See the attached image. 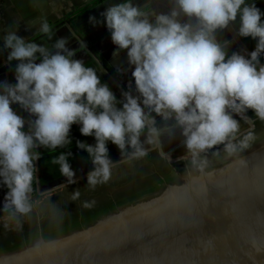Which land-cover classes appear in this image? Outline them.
Instances as JSON below:
<instances>
[{"label":"clouds","instance_id":"obj_1","mask_svg":"<svg viewBox=\"0 0 264 264\" xmlns=\"http://www.w3.org/2000/svg\"><path fill=\"white\" fill-rule=\"evenodd\" d=\"M173 5L168 14L155 16V24L148 12L127 0L102 13L113 43L128 50L129 64L134 66L139 95L130 90L119 101L107 84L101 85L93 67L73 59L75 52L66 47V39L56 41L53 54L15 31L3 37L5 48L11 49L8 61H19L17 83H4L0 93V183L9 189L5 213L12 217L31 214L33 183L39 182L35 162L41 153L37 149L70 145L73 124L81 125L82 135L96 139L94 146L76 142L95 167L87 178L92 190L111 179L115 164L109 158V141L128 159L145 157L149 151L145 144L161 149V131L152 113L165 121L175 119L187 150L180 159L201 171L209 164L207 153L216 146L223 145L228 156L251 146L253 133L241 135V123L234 114L247 124L251 118L246 113L252 110L264 122V66L260 65L264 13L246 0H173ZM182 16L194 19L195 24L183 22ZM238 19L241 37L259 38L250 59L238 53L228 56L227 42L217 39L219 31ZM90 22L99 23L94 17ZM38 32L49 39L54 34L46 18ZM37 53L43 58L41 63H36ZM14 103L35 119L26 121L18 115L11 107ZM121 103L123 107H117ZM220 154V150L212 153L213 157ZM71 155L61 153L52 160L68 184L78 182L68 162ZM79 197L77 189L71 199ZM94 203L85 201L83 207Z\"/></svg>","mask_w":264,"mask_h":264},{"label":"water","instance_id":"obj_2","mask_svg":"<svg viewBox=\"0 0 264 264\" xmlns=\"http://www.w3.org/2000/svg\"><path fill=\"white\" fill-rule=\"evenodd\" d=\"M97 52L94 63L98 71L114 77L115 66ZM158 117L156 122L163 120ZM171 122L177 126L173 119ZM253 129H264V123ZM253 135L246 151L226 156L210 168L201 171L191 165L160 190L129 200L130 193L141 191L150 179L35 232L54 230L61 234L59 238L47 241L32 233L35 236L29 243L25 242L27 235L1 246L0 264H264V131ZM183 141L168 151L161 145L162 156L170 155L176 163L172 155L185 147ZM62 186L64 183L39 193L48 194ZM124 194L129 201L123 200L96 222L90 220L88 214H96ZM69 228L75 231L67 234Z\"/></svg>","mask_w":264,"mask_h":264},{"label":"crops","instance_id":"obj_3","mask_svg":"<svg viewBox=\"0 0 264 264\" xmlns=\"http://www.w3.org/2000/svg\"><path fill=\"white\" fill-rule=\"evenodd\" d=\"M95 0H0V76H4V68L9 66L12 69L8 71L9 84L10 78L13 80V85L17 83L16 67L19 61H8V56L11 49L5 48L3 37L9 31H15L16 34L24 38L27 42H35L40 46L54 49V44L61 38L66 39L69 43L66 47L75 52L74 60L86 62L90 57H94L92 50L86 47L81 48V32L91 41H98L96 48L102 54L103 58L108 63L115 66L113 72L121 74L123 82L121 87L128 89L131 83L132 93L136 92L135 79L132 76L134 66L129 64L128 50L120 49L116 46L111 38V32L107 28L106 18L102 15L109 7L116 6L126 2V0H104L98 3L94 8L87 11L85 14L77 17L72 22L75 13L88 7ZM138 7L141 11L149 13L150 22L155 24V16L158 14H168L174 6L173 0H127ZM94 17L98 24L95 26L90 22V18ZM42 18H46L54 34L51 39L38 32V28L42 22ZM183 22L195 24V20L189 21L186 16H182ZM219 34V32H218ZM237 32L232 24L228 28L221 31L222 37L217 39L221 42L226 41L227 51L238 53L250 59V51L239 38L235 37ZM103 38V39H101ZM241 41V43H240ZM65 54L66 53H62ZM37 60L43 59L39 53L36 54ZM41 63V62H39ZM261 66H264L260 62ZM126 73V74H125ZM130 91V90H128ZM135 94H139L136 92Z\"/></svg>","mask_w":264,"mask_h":264},{"label":"rangeland","instance_id":"obj_4","mask_svg":"<svg viewBox=\"0 0 264 264\" xmlns=\"http://www.w3.org/2000/svg\"><path fill=\"white\" fill-rule=\"evenodd\" d=\"M50 51L55 54L56 50L50 49ZM39 62H42V59L36 60V63ZM11 69L9 66L4 68V76H0V91L3 90V84L7 83L8 71ZM13 74H15V71H13ZM246 115L251 118L249 123L245 124L247 128L251 126V129H253L264 123L255 117V113L252 110H248ZM186 151V148H183L176 153V156H183ZM126 158L121 156V152H119L113 154L110 160L115 164L112 167V175H116L117 172H123L127 173V178L114 179L112 181L110 179L105 184L97 185L94 190L87 186L88 176L81 179L76 178L78 182L74 184H68L66 181L64 183L65 186L46 194V197L42 200H36L32 197L34 206L30 215L12 217L10 214L7 217H0V247L90 209L83 207L85 201L90 203L94 201V207L154 178L159 173L156 163L146 159L140 160L135 167L132 166L125 169L129 163L125 160ZM122 180L123 182H119ZM77 189L80 191V197L76 201H72L71 197Z\"/></svg>","mask_w":264,"mask_h":264},{"label":"trees","instance_id":"obj_5","mask_svg":"<svg viewBox=\"0 0 264 264\" xmlns=\"http://www.w3.org/2000/svg\"><path fill=\"white\" fill-rule=\"evenodd\" d=\"M104 0H95L92 4H90L88 7L78 11L77 13H75L74 18L72 19V22L75 21V19L83 14H85L87 11L91 10L92 8H94L98 3L103 2ZM247 3H255L256 6L261 10L262 13H264V1L263 0H246ZM262 19H264V16H262ZM233 28L235 29V31L238 34V26H239V19L237 20L236 24H232ZM221 31H219V34L217 33V38L222 37ZM239 38L241 39V41L243 42V44L246 45V47L249 49L250 52L254 51L257 43H258V39H253L251 37H241L238 34ZM81 37L83 39L84 44L89 47L96 56H99V53L97 52L96 48H95V44L96 41H91L89 40L84 34L83 32H81ZM218 38V39H219ZM232 52L229 50L228 51V56H231ZM92 62H94L92 60ZM260 62L264 64V54L261 55L260 57ZM115 96L117 97V100H123V93L128 92L127 90H124L123 92L120 89H113L111 90ZM134 95V93H132ZM135 96V95H134ZM141 106L143 107L142 104V98H141ZM13 108V110L20 116H22L26 121L29 119H33L32 116L29 115L28 112H26L24 109L21 108V106L19 104H13V106H11ZM117 107L122 108L123 104H118ZM152 115L154 116V118L156 117V113H152ZM241 119V118H240ZM246 123L241 119V133L244 132L247 127L245 125ZM80 127L81 125L79 124H73L71 127V131H70V139L72 141V143L70 145H68L65 148H57L55 150L52 149H46L44 147H40L37 149V151H39L41 153V158L35 162L36 168H37V178H38V183H36L34 181L33 183V187L35 189V191L32 194V197L36 200H42L46 197V194L41 195L39 192L40 190L42 192H45L47 190H49L50 188L56 186V185H60L62 183H65L67 181V178L62 176L60 174L59 171V165L58 164H53L52 160L56 157H58L61 153H68L71 152L72 155L69 156L68 158V162L71 165L72 169L75 172V177L79 176V175H85L87 173H90L92 171L95 170L94 165L91 163V160L89 158V154L87 153L86 150H81L78 146H77V141H81L84 143H87L89 145H95L96 144V139L94 136H84L82 135L81 131H80ZM24 131H28V126L27 124L25 125ZM146 139V135L141 137V140H145ZM107 147L109 149V156L114 153L119 151V148L111 143L110 141L107 144ZM146 147V144H145ZM149 157H151L149 155ZM117 171V170H116ZM122 178H127V173H123V172H117L116 175H112L111 177V181L116 179V180H121ZM0 180H2V178H0ZM119 182H123L119 181ZM9 191V189L7 188L6 185L0 183V210L4 208V203H5V199L4 197H6L7 192ZM109 214L108 212H103V213H98L95 216H88L90 219H94L96 217V219H94V221L92 222H96L99 218L105 216ZM10 213H5L4 211L0 213V217H7L9 216ZM92 222H90L89 224L91 225ZM80 226V224L78 225ZM79 229V228H76ZM69 231L67 234L75 231V229L69 228ZM65 234V235H67ZM61 235V234H60ZM59 234L55 233L54 230H47L44 231L42 234V237L45 240H53L56 238L61 237ZM35 234H31V237L29 238L30 240L28 241V243L30 241L33 240ZM36 236H38L36 234ZM64 236V235H62Z\"/></svg>","mask_w":264,"mask_h":264},{"label":"flooded vegetation","instance_id":"obj_6","mask_svg":"<svg viewBox=\"0 0 264 264\" xmlns=\"http://www.w3.org/2000/svg\"><path fill=\"white\" fill-rule=\"evenodd\" d=\"M103 39V38H101ZM100 41L99 40H96V44L97 42ZM95 44V46H96ZM89 50H91L89 47H87ZM95 55V54H94ZM96 58V56H95ZM100 58V57H99ZM92 60L94 61V57H90L89 60H87L86 62H84V65L86 67H93L96 72H97V75L99 76L100 80H101V85L103 84H107L110 88V90H113V89H118V84L116 83V79L122 83L123 80L121 78V76H119L117 73L115 74L112 70V73L114 75V77H112L109 72L107 71L108 73V76L107 75H104V74H101L99 71H98V67H97V64L92 62ZM100 60H102L100 58ZM103 61V60H102ZM9 84H13V80L12 78H10V82ZM120 86V85H119ZM123 90H131L133 91L132 89H129V86H128V89L126 88H123ZM0 93H2V90L0 91ZM136 93V92H135ZM135 96H138L139 94H135ZM142 98V97H141ZM159 115L156 114V117L155 119L158 120ZM234 118L239 120L240 123H241V119L238 115H235L234 114ZM33 119H35V117H33ZM173 121L177 124V122L175 121V119L173 118ZM158 122V121H157ZM157 128L160 129L161 131V145L163 147L164 150L168 151L170 149H172L173 147H175L177 144H179L182 140L185 139V137L182 135V129L179 127V125L177 124L176 127L173 126V122H171V120H168V121H165L164 119L159 121L157 124H156ZM260 131H264V129H253L251 131V126L249 128H247L244 132L241 133V135L247 133V132H252L253 134H256V133H259ZM147 138V137H146ZM155 147V146H154ZM153 145H149V144H146V147L145 149H149V152L148 154L143 157V158H133V159H130L128 160V164L126 165L125 169H128L132 166H136L138 165V162L142 159H146V160H149V161H154L156 163V165L158 166L159 168V173L157 174H161V175H155L154 178H152L151 181H149L148 183H146L140 190L141 191H132L130 193V199L129 200H133V199H136V197L140 196V195H145V194H149L151 191L153 190H160L158 189L162 184H165V183H170L171 181L175 180L177 177H178V173L179 172H183L185 171L187 168H189L191 166V164L185 160H181L180 157L182 156H176V153H178V151H180L181 149L183 148H186V147H183L181 148L180 150L176 151L175 153H173L172 155V159H175L177 162L176 163H172L169 159V157H163L162 154H161V150L159 147H155L154 148ZM154 148V149H153ZM223 148L224 146L223 145H218L216 146L215 148H213L212 150H210L207 154V158L210 160L209 161V168L211 166H213V164L215 163H218L222 158L228 156L227 154L223 153ZM152 149V150H151ZM216 150H220L221 151V154L217 157H213L212 153L215 152ZM129 151H131V149L129 148ZM119 151L117 152H114L112 153L109 158L115 154V153H119ZM149 155L151 157H149ZM185 155V154H184ZM183 155V156H184ZM136 159V160H135ZM190 160V158H188ZM143 190V191H142ZM127 198L126 194L124 195H121L118 197V199L116 201H112L111 203H106L102 206V209L101 210H98L96 211L98 213H103V212H112L114 210L117 209V207L121 206L123 204V200H125ZM5 199V197H4ZM129 200H125V202L129 201ZM95 212H92L88 215L90 216H95L96 215ZM96 219V217L94 218ZM94 219H90L92 221H94ZM80 225H81V222H80ZM36 234V233H35ZM42 233H39L38 232V236L42 237L41 235ZM31 237V234L27 236V238H25V242H28ZM43 238V237H42ZM44 239V238H43Z\"/></svg>","mask_w":264,"mask_h":264}]
</instances>
